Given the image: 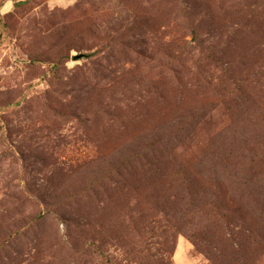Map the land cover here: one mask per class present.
Masks as SVG:
<instances>
[{"label":"rangeland","instance_id":"obj_1","mask_svg":"<svg viewBox=\"0 0 264 264\" xmlns=\"http://www.w3.org/2000/svg\"><path fill=\"white\" fill-rule=\"evenodd\" d=\"M0 264H264V0H0Z\"/></svg>","mask_w":264,"mask_h":264}]
</instances>
